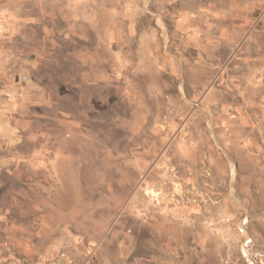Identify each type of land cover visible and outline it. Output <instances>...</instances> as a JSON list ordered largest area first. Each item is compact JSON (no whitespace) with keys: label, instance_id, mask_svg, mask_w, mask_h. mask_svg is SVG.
<instances>
[{"label":"clouds","instance_id":"9594fccd","mask_svg":"<svg viewBox=\"0 0 264 264\" xmlns=\"http://www.w3.org/2000/svg\"><path fill=\"white\" fill-rule=\"evenodd\" d=\"M198 100L228 195L169 208L121 145ZM0 264H264V0H0Z\"/></svg>","mask_w":264,"mask_h":264},{"label":"rangeland","instance_id":"374dc122","mask_svg":"<svg viewBox=\"0 0 264 264\" xmlns=\"http://www.w3.org/2000/svg\"><path fill=\"white\" fill-rule=\"evenodd\" d=\"M200 99L203 100V94ZM201 109L199 100L191 103L186 108L188 115L183 120L174 117L169 126L163 124L166 113H162L161 120H152L149 128L139 134L134 142L128 143L126 147L121 145V150L127 154L124 168L127 173L139 177L137 186L144 190L141 195L160 193L165 197L169 208L174 207V204L167 201L170 193H175V200H180L183 195V206H199L196 207L197 211L202 210L204 201L211 203L228 195L224 177L227 157L218 159L215 152L218 134L223 129H209L199 116ZM165 136L167 142L163 141ZM169 143L173 144V149L168 148ZM193 144L195 149L191 147ZM71 156L79 157V150L72 152ZM66 164L65 174L69 179H72L74 171L82 174L86 168V164L79 159L70 158ZM137 165L143 168V175H140ZM112 178L118 179L119 174H113ZM63 182L61 179V183ZM125 192L129 199L136 194L135 188L131 192H127L125 188ZM231 199L233 203H238L236 193L231 194ZM15 218L16 211L13 209L9 219Z\"/></svg>","mask_w":264,"mask_h":264}]
</instances>
